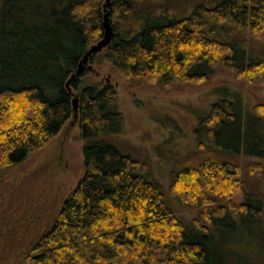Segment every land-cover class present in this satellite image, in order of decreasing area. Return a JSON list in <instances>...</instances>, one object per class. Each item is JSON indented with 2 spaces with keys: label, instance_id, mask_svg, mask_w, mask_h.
<instances>
[{
  "label": "trees",
  "instance_id": "1",
  "mask_svg": "<svg viewBox=\"0 0 264 264\" xmlns=\"http://www.w3.org/2000/svg\"><path fill=\"white\" fill-rule=\"evenodd\" d=\"M180 1L187 13L167 15ZM207 1L0 0V178L73 118L84 142L83 176L16 264H264V104L217 89L194 128L197 150L160 152L176 167L167 189L112 143L124 123L114 84L86 81V68L67 86L107 13L115 35L90 64L162 84L206 80L221 65L260 78L247 32L264 41V0Z\"/></svg>",
  "mask_w": 264,
  "mask_h": 264
},
{
  "label": "rangeland",
  "instance_id": "2",
  "mask_svg": "<svg viewBox=\"0 0 264 264\" xmlns=\"http://www.w3.org/2000/svg\"><path fill=\"white\" fill-rule=\"evenodd\" d=\"M170 7L166 8L167 15L176 11L181 16L189 9L182 1ZM247 45L250 52L264 57V41L254 40L249 31ZM100 61L91 64L86 81H109L116 88L118 109L123 113L124 123L122 130L111 136L112 143L122 154L145 162L149 174L167 189L171 184V171L176 167L161 157L160 152L173 150L185 156L197 150L194 128L217 100V89L238 90L248 107L264 104V74L252 79L248 74L221 65L206 80L162 84L130 79L111 63L98 59ZM83 147L78 121L73 118L59 135L25 162L2 171L0 264H16V257L52 223L61 202L84 174ZM189 182L190 179L186 183ZM179 209V214L187 218L196 215Z\"/></svg>",
  "mask_w": 264,
  "mask_h": 264
},
{
  "label": "water",
  "instance_id": "3",
  "mask_svg": "<svg viewBox=\"0 0 264 264\" xmlns=\"http://www.w3.org/2000/svg\"><path fill=\"white\" fill-rule=\"evenodd\" d=\"M110 2V0H108ZM103 29H104V37L97 42L96 44L92 45L85 56L83 57L82 61L79 64V67L76 71V73L71 77L69 82L67 83V86L70 88V84L79 76H81L86 68L88 70L92 69V65L89 63L90 58L93 54L102 52L111 42L113 36L115 35L113 26L111 24L109 14L107 13L105 15L104 21H103ZM74 103V111L77 113L78 111V99L75 97L73 100Z\"/></svg>",
  "mask_w": 264,
  "mask_h": 264
}]
</instances>
